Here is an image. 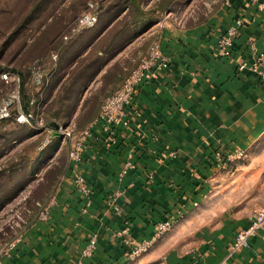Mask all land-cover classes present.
<instances>
[{"label":"crops","instance_id":"0c3cea01","mask_svg":"<svg viewBox=\"0 0 264 264\" xmlns=\"http://www.w3.org/2000/svg\"><path fill=\"white\" fill-rule=\"evenodd\" d=\"M236 18L243 24L231 55H216L219 36ZM166 19L137 29L129 43L141 33L143 41L134 44L139 49L126 62L121 52L99 57L98 73L71 111L75 131L67 152L152 42L162 45L170 65L157 80L138 85L128 122L115 127L113 141L94 128L78 164L67 152L61 159L59 148L53 163L61 164L48 181L57 203L47 221L24 219L21 240L4 264H264V227L231 251L236 233L250 222L249 206L231 205L216 217L204 213L206 198L225 177L228 183L254 160L264 164V66L238 69L241 61L253 60L249 43L264 53V9L251 0H219L200 21ZM67 76L52 82L50 98ZM234 149L245 156L223 164L218 154L224 159ZM165 220L172 227L156 234L157 223ZM125 227L133 241L151 243L134 260L119 235ZM92 235L95 248L84 256Z\"/></svg>","mask_w":264,"mask_h":264},{"label":"rangeland","instance_id":"374dc122","mask_svg":"<svg viewBox=\"0 0 264 264\" xmlns=\"http://www.w3.org/2000/svg\"><path fill=\"white\" fill-rule=\"evenodd\" d=\"M89 1L97 5V22L64 40ZM217 3L219 0H0V104L15 87L2 79L5 71L20 76L21 106L30 99L40 101L38 108H32L36 120L31 124H18L13 116L0 120V255L21 233L24 219H38V203L46 204L55 194L54 188L48 193V181L61 163L54 164L53 158L59 148L60 158L66 155L68 139L61 132L50 133V123L75 131L71 111L98 73L99 57L121 52L126 62L139 49L134 44L143 41L141 33L138 42L129 43L138 28L166 18L172 23L179 16L200 21ZM37 74H41V84H36ZM65 74L66 80L50 98L52 82ZM14 112L13 108L12 115ZM262 161L254 160L228 183L225 177L218 191L206 198L205 215L216 217L228 212L231 205L236 209L249 206L251 213L263 207L259 206L264 200ZM12 219H22L21 226L14 225Z\"/></svg>","mask_w":264,"mask_h":264},{"label":"built area","instance_id":"2783aa9c","mask_svg":"<svg viewBox=\"0 0 264 264\" xmlns=\"http://www.w3.org/2000/svg\"><path fill=\"white\" fill-rule=\"evenodd\" d=\"M229 2V0H224ZM257 4L259 9H264V0H251ZM97 5L94 2H87L86 10L81 13L76 22L71 26L70 32L63 36L64 40H69L72 35L77 34L84 28L92 27L97 22ZM243 24L242 19L236 18L226 30L221 33L218 38V42L214 48L216 55L221 57H229L232 53V46L234 40L237 38L240 32V28ZM249 55L253 58L251 63L243 60L238 64V69L242 70L248 66L256 68L259 65L264 66V53L256 52L255 43L251 42L248 45ZM53 59L55 56H52ZM170 65V56L164 51L162 45L159 42H152L145 54L140 58L138 63L130 70V72L124 77L121 85L114 90L111 94L104 97L99 105L98 114L91 121V123L82 129L76 136V141L68 149V159L74 164L81 162L82 153L85 148V142L87 138L92 134L94 128L99 129L106 134V139L113 141L114 129L119 125H125L128 122V106L130 105L134 94L136 93L139 84L145 82H151L157 80L163 75ZM2 79L8 82L14 83L15 87L10 94L0 104V120H5L13 116V119L18 124H31L36 120L35 110L32 108H38L40 101L30 99L28 106L24 109L20 105V91L19 83L20 76L16 73L5 71L1 74ZM36 84H41V74L35 76ZM15 109L12 115L11 110ZM37 110V109H36ZM54 128V129H53ZM49 130L52 134H63L64 138L68 141L74 136V131L69 127L54 126ZM244 156V151L241 149H234L223 156L218 154L219 160L223 164L240 159ZM77 185H82L83 179L81 176L76 177ZM57 203L56 193L52 195L48 202L40 206V212L38 216L39 221H47L50 217V210ZM14 225L21 226L22 219H12ZM172 227V223L169 220L161 221L157 223L155 229L156 234H161L168 231ZM264 227V206L256 208L250 218L248 226L240 229L233 240L231 245V251H236L242 247H245L248 243V239L255 236L256 233ZM119 235L123 237L124 244L128 247L127 257L130 260H134L141 254L145 253L150 247V241H133L129 238V228L125 227ZM21 240V233L17 234L10 242L9 247L0 255V264H4V257L8 251L14 248ZM96 245V235H92L87 241L86 245L82 249L81 253L84 256H90Z\"/></svg>","mask_w":264,"mask_h":264},{"label":"trees","instance_id":"16d2710c","mask_svg":"<svg viewBox=\"0 0 264 264\" xmlns=\"http://www.w3.org/2000/svg\"><path fill=\"white\" fill-rule=\"evenodd\" d=\"M9 72H11V71H9ZM12 72H14V71H12ZM29 101V100H28ZM28 101H26V103L24 104V106H22L24 109H26L27 108V106H28ZM50 126H52V128L55 126L53 123H50ZM54 129V128H53Z\"/></svg>","mask_w":264,"mask_h":264}]
</instances>
